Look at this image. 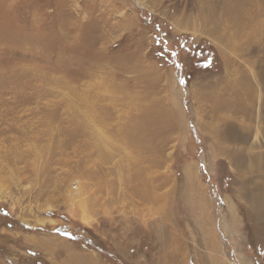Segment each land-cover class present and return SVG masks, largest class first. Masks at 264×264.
Here are the masks:
<instances>
[{
  "label": "rangeland",
  "instance_id": "rangeland-1",
  "mask_svg": "<svg viewBox=\"0 0 264 264\" xmlns=\"http://www.w3.org/2000/svg\"><path fill=\"white\" fill-rule=\"evenodd\" d=\"M0 264H264V0H0Z\"/></svg>",
  "mask_w": 264,
  "mask_h": 264
},
{
  "label": "crops",
  "instance_id": "crops-1",
  "mask_svg": "<svg viewBox=\"0 0 264 264\" xmlns=\"http://www.w3.org/2000/svg\"><path fill=\"white\" fill-rule=\"evenodd\" d=\"M245 77V76H244ZM249 77V76H248ZM240 82V81H239ZM239 82H233V86H239ZM249 85H254L253 83H250ZM250 106H252V105H250ZM238 109H236V107L235 108H232L231 107V109H230V113H231V116H236V118H238ZM249 111H250V116H253V112H254V107L252 106V108H249Z\"/></svg>",
  "mask_w": 264,
  "mask_h": 264
}]
</instances>
